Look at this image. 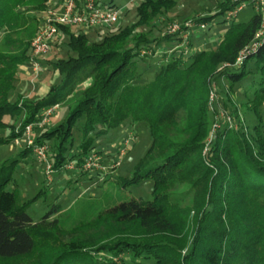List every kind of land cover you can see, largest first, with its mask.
<instances>
[{
	"label": "trees",
	"instance_id": "1",
	"mask_svg": "<svg viewBox=\"0 0 264 264\" xmlns=\"http://www.w3.org/2000/svg\"><path fill=\"white\" fill-rule=\"evenodd\" d=\"M48 4L0 0L5 46L0 51V145L13 143L45 108L72 98L65 122L37 129L34 146L53 144L49 159L56 172L73 161L82 170L91 155L101 157V163L109 157L117 162L124 146L118 143L112 154L98 146L114 130L128 122L145 128L149 148L131 178L116 181L120 188L150 183L152 198L131 197L102 211L96 221L116 227L98 244L61 243L53 237L58 227L52 220L61 207L52 205L34 219L28 212L34 199L22 203L7 190L13 168L0 167V264H264V42L237 65L256 41L262 15L250 6L252 18L233 21L218 40L207 35L209 24L235 10L234 0L222 1L219 13L196 20L192 29L182 26L174 35H154L151 22L174 8V0H141L133 24L116 32H111L115 25L89 28L102 31L94 41L61 27L50 51L60 50L64 57L50 61L47 54L39 60L40 71L46 64L54 75L48 93L24 99L17 92L19 75L30 68L31 43L40 26L36 13ZM97 4L118 9L106 0ZM198 34L204 37L196 40ZM217 82L226 90L216 93L228 119L203 155L212 124L209 93ZM181 111L191 122L186 138L174 141L169 132ZM5 117L22 119L19 133ZM76 132L82 140L72 152ZM191 197V205H184Z\"/></svg>",
	"mask_w": 264,
	"mask_h": 264
},
{
	"label": "rangeland",
	"instance_id": "2",
	"mask_svg": "<svg viewBox=\"0 0 264 264\" xmlns=\"http://www.w3.org/2000/svg\"><path fill=\"white\" fill-rule=\"evenodd\" d=\"M59 1L60 0H49L47 8L36 13L37 16H39V18L44 17L45 13L50 8L54 9V6L59 5ZM106 1L123 12L120 22L111 28V32H116L136 21V7L141 0ZM222 1L225 0H174L176 4L174 8L169 11H164V13L151 21L154 29L153 34L162 36L169 32L174 35L178 33L182 26H187L192 29L197 25V22H195L196 20L214 16L216 13H219V4ZM254 14L255 10L247 6L238 14L237 18L233 20H227L228 14L220 15L216 20L210 22L209 26H211L212 29L208 31L207 35L212 39H221L233 21L245 23L248 22ZM71 29L76 34L85 33L88 38L93 41L103 35L100 29L93 30L81 27ZM185 35L186 34H183L184 43L182 46H186L185 44H187V40L191 34L188 32L187 35ZM202 36L203 34H198L196 40L201 39ZM62 38L63 37H60V39ZM62 40L63 42L67 41L66 38ZM61 41L59 43H61ZM172 50L173 48H171V51ZM0 51H5V46L2 41H0ZM59 57H64L60 50L56 51L53 49L47 55V59L50 61ZM48 69L49 70L42 73L39 71L38 75L30 74L28 76L33 80L38 79L42 82L49 80V78L54 79L52 71L50 68ZM40 74L42 76H40ZM23 76L24 75H21L22 78ZM147 77L148 80L152 78H149V76ZM85 85L88 86V84ZM211 86L212 88L209 93L207 105L212 114V124L203 155L207 153L208 143L214 138V131L217 130L216 125L221 122H226L228 119V113L223 105V101L220 95L216 93L220 91V93L223 94V91H226L222 90V88L225 89L224 84L221 82L220 85V83L217 82ZM67 91L64 92L63 96L66 95ZM73 102L74 100L71 98L69 102L59 105L60 108L57 113H60L58 116L60 119L54 123L56 118L53 117L49 127L65 122L71 109L69 105L73 106ZM5 120L12 124L14 128L16 127V133L19 132L22 119L18 118L14 120L10 117H5ZM190 122L191 119L186 111H181L176 127L169 132L170 138L174 141L184 140L188 134V124H190ZM9 132L10 131L6 130L4 134L7 136ZM23 136L24 134L16 138L11 144L0 145V167L9 166L7 171L13 168L11 171L12 182L6 189L14 191L19 201L22 203L34 199V203L28 208L29 214L33 216L34 219L41 218L45 211L52 205L60 206L61 211L52 219L56 220L58 228L55 229V231L53 230L54 233H51H53V237L61 243L79 242L80 244L89 245L98 244L104 240L109 231L116 227L108 221H96L98 215L102 211L111 207L117 201L128 200L131 197L141 199L143 202L150 201L152 198V187L150 183L146 182L139 186L129 185L125 188H120V185H118L119 183L116 181L118 177L130 179L133 173V167L149 148L150 140L147 132H145V128L140 129L138 126H132V124L128 122L122 128L114 130L109 138L98 142V146L103 148L105 153L108 154L114 152L118 143L122 145V147L124 146L121 155H119L120 158L115 164L111 161V157L104 163H101V157L91 155L88 162L84 164L82 170L75 169L76 164L73 161L66 164L64 170L59 173L54 170L53 163L49 159L53 153V144L50 143L45 145L47 147L46 160L48 163L46 164L39 161L34 149L35 138L39 135H32L31 140H28L27 136ZM81 136L80 133H75L72 152L76 151L79 146L82 140ZM31 147V152L22 155L24 150H31ZM126 149L132 151L127 154ZM48 165L49 167H47ZM81 171L85 173L89 172V174L81 176ZM99 172L103 174H99ZM105 173H107L109 177H105ZM95 174L97 175L95 176ZM72 181L73 183H71ZM182 188L184 189L185 187L182 186ZM192 198L193 197L184 203V205H191ZM23 263L32 264L31 261H24Z\"/></svg>",
	"mask_w": 264,
	"mask_h": 264
},
{
	"label": "built area",
	"instance_id": "3",
	"mask_svg": "<svg viewBox=\"0 0 264 264\" xmlns=\"http://www.w3.org/2000/svg\"><path fill=\"white\" fill-rule=\"evenodd\" d=\"M234 1L238 6L235 10L228 13V19L237 18L238 14L247 6H252L263 17L262 27L256 36V41L241 54L237 62V65H239L243 62L246 55L255 52L264 42V0ZM59 2L58 6H54V9L50 8L44 17H40L39 31L31 43L32 58L30 60V69L33 75L39 74V60L49 54L51 45L61 34V27H112L118 24L120 20L121 10L101 7L97 4V0H60ZM59 108V105L45 108L40 115L39 121L26 126L23 132L24 136L31 140L32 135L35 136L37 129H44L51 123ZM218 125H216L217 130L221 126L220 124ZM34 149L39 161L48 164L46 160L47 147L44 145L34 146Z\"/></svg>",
	"mask_w": 264,
	"mask_h": 264
},
{
	"label": "crops",
	"instance_id": "4",
	"mask_svg": "<svg viewBox=\"0 0 264 264\" xmlns=\"http://www.w3.org/2000/svg\"><path fill=\"white\" fill-rule=\"evenodd\" d=\"M49 59H51V58H49ZM48 68L49 67H47L46 64H43L42 70L40 71V73H42L46 70H49ZM30 74L32 75L33 73L30 70V68L27 69V67L24 69V72H22V74H20V76H19L20 81L18 84L17 92L24 99L34 100V99L42 98L43 96H45L48 93L49 87L51 86L54 79L49 78V80L44 81V82L37 79L38 80L37 81V80L31 79V77L28 76ZM21 75H24L23 78L21 77ZM40 76H42V75L40 74Z\"/></svg>",
	"mask_w": 264,
	"mask_h": 264
}]
</instances>
